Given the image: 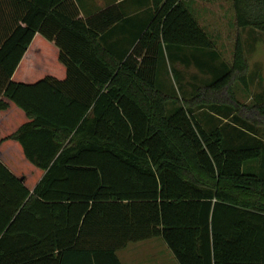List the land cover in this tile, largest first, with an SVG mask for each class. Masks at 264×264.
<instances>
[{
	"label": "trees",
	"instance_id": "1",
	"mask_svg": "<svg viewBox=\"0 0 264 264\" xmlns=\"http://www.w3.org/2000/svg\"><path fill=\"white\" fill-rule=\"evenodd\" d=\"M148 3L133 26L117 6L0 0V264H124L155 239L179 264H264V102L236 93L264 0H231L223 67L188 0Z\"/></svg>",
	"mask_w": 264,
	"mask_h": 264
},
{
	"label": "rangeland",
	"instance_id": "2",
	"mask_svg": "<svg viewBox=\"0 0 264 264\" xmlns=\"http://www.w3.org/2000/svg\"><path fill=\"white\" fill-rule=\"evenodd\" d=\"M87 1V0H86ZM95 1V0H93ZM191 9L195 8L194 14L202 27L208 31L216 42V50L220 54V59L217 61L219 67L231 64L233 50L236 43L238 30L235 27V16L232 8L231 0H188ZM194 3V4H193ZM138 18L142 21L143 14ZM243 44L246 50V56L250 62V78L253 79L252 91L247 93L240 84L236 85V93L242 102L251 105L257 102H264L261 97H264V33L247 29L241 31ZM165 62L167 70L164 75L173 80L174 86L178 91L179 81L176 80V68H172V63L168 59L167 51H165ZM180 63V62H179ZM180 70L185 68L179 67ZM185 73L186 80H190L194 75L200 78L208 79V76H202L193 68ZM166 84L171 89V84L166 80ZM263 92V93H262ZM179 96L180 93L178 92ZM261 159H254L244 163L243 172L245 174L261 175ZM151 241V242H148ZM147 243L131 245L127 252L120 253L121 258L127 263L138 264V262H150L155 264V256L162 255V259L170 264H179L174 259L173 254L168 246L161 239L148 240ZM152 255V256H151ZM154 255V256H153ZM151 256L152 258H149ZM157 259V258H156Z\"/></svg>",
	"mask_w": 264,
	"mask_h": 264
},
{
	"label": "crops",
	"instance_id": "3",
	"mask_svg": "<svg viewBox=\"0 0 264 264\" xmlns=\"http://www.w3.org/2000/svg\"><path fill=\"white\" fill-rule=\"evenodd\" d=\"M113 6L118 7V8H115L116 12L117 11L118 12H121V11L124 12L125 13V19H124L125 22L128 24H131L133 26H134V22H138V19H139L138 16L140 14H143V17L145 18L147 16V14L149 13V11L151 13L153 11V5L151 3L149 4L148 0H95V1H93V0H87L86 1L85 0V4L83 5V7L80 5L81 15L79 18H82L84 20H88L89 16H91L93 14L96 15V14L102 13V12L106 11L107 9L113 7ZM193 10H195L194 7H193ZM126 29L128 30V27ZM114 30L116 32H118V34L121 36V39H122L123 35L127 34V31L124 32L123 30L120 29V26L115 27ZM116 32L114 33L115 35H110V33H108L106 36L107 42L111 45H113L114 41H116V39H117L118 35ZM118 49L120 50L119 47H118ZM232 58H233V56H232ZM250 71H251V68H250ZM148 242H151V241H148ZM133 247L135 248L136 246L134 245ZM129 248H130V246L127 249L120 251V253L127 252V250H129ZM120 253H119V255H120ZM151 256H149V258H152ZM120 258H121V256H120ZM154 258H155V261H157V262H155V264H170V263L166 262L164 259H162L163 257L161 254H157ZM174 259H175V257H174ZM122 261L124 264H133V263H128V262L126 263L123 259H122ZM138 264H151V263L146 261V262H138Z\"/></svg>",
	"mask_w": 264,
	"mask_h": 264
}]
</instances>
